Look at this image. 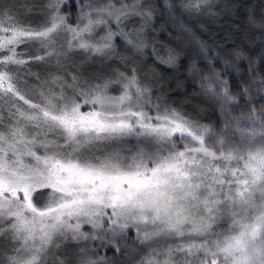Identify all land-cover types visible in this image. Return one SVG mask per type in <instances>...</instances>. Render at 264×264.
Masks as SVG:
<instances>
[{"label": "snow or ice", "instance_id": "1", "mask_svg": "<svg viewBox=\"0 0 264 264\" xmlns=\"http://www.w3.org/2000/svg\"><path fill=\"white\" fill-rule=\"evenodd\" d=\"M0 264H264V0H0Z\"/></svg>", "mask_w": 264, "mask_h": 264}]
</instances>
